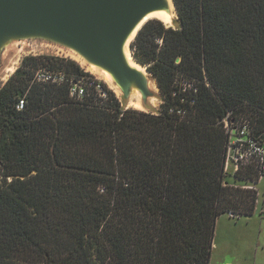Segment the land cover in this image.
Masks as SVG:
<instances>
[{"label": "trees", "instance_id": "trees-1", "mask_svg": "<svg viewBox=\"0 0 264 264\" xmlns=\"http://www.w3.org/2000/svg\"><path fill=\"white\" fill-rule=\"evenodd\" d=\"M175 3L179 27L149 20L131 44L162 91L159 113L123 109L109 88L101 105L91 85L78 101L67 83H35L32 56L0 89V166L12 176L0 264H210L218 217L255 211L257 194L224 172L222 120L247 116L264 136V0ZM61 61L49 67L89 76Z\"/></svg>", "mask_w": 264, "mask_h": 264}, {"label": "water", "instance_id": "water-1", "mask_svg": "<svg viewBox=\"0 0 264 264\" xmlns=\"http://www.w3.org/2000/svg\"><path fill=\"white\" fill-rule=\"evenodd\" d=\"M173 2L170 22L149 18L138 32L152 19H159L169 24L168 27H179V13ZM163 4V0H0V50L4 48L5 53L13 44L21 51L24 48L55 51L74 56L85 70H92L89 68L92 59L99 61L114 71L116 77L110 86L121 98L123 109L130 108L131 101L139 99L142 107L138 110L156 114L163 100L158 82L134 53L147 68V74L142 75L126 64L122 45L140 19ZM6 34L13 36L1 42ZM7 65L0 68V80H6L17 68L13 56ZM92 72L101 73L100 70ZM130 79L136 87L131 86Z\"/></svg>", "mask_w": 264, "mask_h": 264}, {"label": "built area", "instance_id": "built-area-1", "mask_svg": "<svg viewBox=\"0 0 264 264\" xmlns=\"http://www.w3.org/2000/svg\"><path fill=\"white\" fill-rule=\"evenodd\" d=\"M84 71L89 73V76L84 75L75 78L74 76H68L64 71L38 68L34 72L33 82L53 83L57 85L67 83L69 84L71 97L78 101L84 100L89 95L88 86L91 85L98 96L96 97L97 101L101 105L106 104L110 98V86L96 74L87 70ZM176 84L183 90H187L194 86V80L180 78L176 80ZM16 107L18 110L25 108V97H20ZM180 114L183 116L181 111ZM231 115L232 111L222 120L229 138L226 148L224 172L229 174L233 180L236 179L246 183L240 187L252 190L257 189L256 185L264 181V136L263 138H259L255 135L254 126L249 117L239 116L231 118ZM250 167H252L256 174L255 178L236 177V175L244 176L243 173L248 171ZM11 179L10 176H5L0 166V189L8 183L7 180L11 182ZM232 185L239 187L237 186V181Z\"/></svg>", "mask_w": 264, "mask_h": 264}, {"label": "rangeland", "instance_id": "rangeland-1", "mask_svg": "<svg viewBox=\"0 0 264 264\" xmlns=\"http://www.w3.org/2000/svg\"><path fill=\"white\" fill-rule=\"evenodd\" d=\"M166 25L168 26L169 24H166ZM2 41L4 42L6 40H3V38H2L1 42ZM7 49L8 50L5 51V53H4V50H5L4 48L0 50V68H4L5 66H8L7 64H9V59L11 58V56H13L14 62H17V68L15 69L14 72H16V70L21 66L23 59L27 56H32L33 58H35L34 60H30L32 67H35V66H37L35 64H38V66H37L38 68H47V69H51V70H55V71H63L61 69H64V67H66L65 65H63L61 59H64V61L66 59H73V60L77 61V59H75L74 56L61 55L55 51L42 52L40 50L34 51V50L25 49V48H24V50L21 51V49H18V47L15 48V45H13V44L10 47H8ZM47 56H50L51 58H48ZM77 62L81 66V63L79 61H77ZM51 63H54L56 66H58L61 69L50 68L51 66L49 64H51ZM144 65L148 66V63L144 64ZM87 71L92 72V70H89V69H87ZM14 72L12 71V73H10L9 77L6 76L7 79L4 80L5 82L3 80H0V89L11 78V76H13ZM92 73H94V72H92ZM94 74L99 76L102 80L106 81L109 86L111 85L110 82H108L100 74H98V73H94ZM180 75L182 77H184V74L180 73ZM130 108L138 109L135 106H131ZM10 177L12 178V176H10ZM229 178H231V177H229ZM7 182L10 183L9 180H7ZM232 184H233V182H232ZM243 184H246V183L243 181H237V186H239V187H235L233 185L232 186L234 188H243V187H240ZM256 188L257 189H253V190L251 189V190L257 194V198H258L259 197L258 192L261 191V193H262L264 191V181L259 182L256 185ZM244 190H247V189L244 188ZM257 203L258 202L256 200V205H257ZM217 221H216V232H215L214 246H213V252H212V257H211V264L222 263L220 259L223 258L224 256H226V259H231L235 262L239 261L241 264H259L258 261H255V257L258 256L259 261H263V263H264L263 243L259 242L257 230L255 228H253L252 223L248 224L245 221H243V223H239L238 225H236V226L233 225V227H231L230 225H228L226 223V221L224 219L217 220ZM238 222H240V221H238ZM231 224H233V223H231ZM249 230H253L254 234H256V235H254L253 237H251L252 235H246V232H248ZM234 236H236L237 241L234 240ZM226 237H232L234 242H233V246H231L227 252H223L222 241ZM250 237H251V239H249ZM252 242L255 243L256 248H255V246H249ZM216 244L218 247L216 246ZM234 259H236V260H234Z\"/></svg>", "mask_w": 264, "mask_h": 264}, {"label": "bare ground", "instance_id": "bare-ground-1", "mask_svg": "<svg viewBox=\"0 0 264 264\" xmlns=\"http://www.w3.org/2000/svg\"><path fill=\"white\" fill-rule=\"evenodd\" d=\"M163 2L164 4L162 6L148 11L145 14V16L140 19V21L127 34V36L124 39L123 45H122V54H123L126 64L129 67L138 70L142 75L147 74V70H146L147 68L133 56V52L130 48V44H131V41L134 40V37H136L135 35L137 34L138 29L142 26V24H144V22L147 19L159 18L166 23L171 21L173 14H174V2L173 0H163ZM10 36H13V34L4 35L3 40H8ZM89 68L92 69V71L100 70L101 73L99 74L103 76V78H105L108 82H110L114 76L116 77L114 71L110 67L106 66L105 64L99 61L92 59ZM130 84L132 87H136V84L133 79H130ZM135 94L136 96H138V93H135ZM131 104L132 106H135L137 108L142 107L139 99L132 100Z\"/></svg>", "mask_w": 264, "mask_h": 264}, {"label": "crops", "instance_id": "crops-1", "mask_svg": "<svg viewBox=\"0 0 264 264\" xmlns=\"http://www.w3.org/2000/svg\"><path fill=\"white\" fill-rule=\"evenodd\" d=\"M258 193H259V197L257 198L258 203L256 205L255 211L252 214H250V215H238L237 216V215H231L230 213H224V214L220 215L217 220L224 219L226 221V223L228 225H230L231 227H233V225L236 226L239 223H243V221H245L248 224L252 223L253 228H255L257 230L258 240H259V242L263 243V248H264V191L262 193H261V191H259ZM238 221H240V222H238ZM230 222L233 224H231ZM215 232H216V230H215ZM246 235H252L251 237H253L256 234H254L253 230H249L248 232H246ZM251 237L249 239H251ZM234 240L237 241L236 236H234ZM234 240L232 237H226L222 241L223 252H227L228 249L231 246H233ZM213 246H214V243H213ZM216 246H217V244H216ZM249 246H255V248H256V245L254 242H252ZM212 252H213V250H212ZM220 260L222 262L220 264H241L239 261L235 262L231 259H226V256H224ZM234 260H236V259H234ZM255 261H258L259 264H264L263 261H259L258 256L255 257ZM210 264H211V261H210Z\"/></svg>", "mask_w": 264, "mask_h": 264}, {"label": "clouds", "instance_id": "clouds-1", "mask_svg": "<svg viewBox=\"0 0 264 264\" xmlns=\"http://www.w3.org/2000/svg\"><path fill=\"white\" fill-rule=\"evenodd\" d=\"M85 70V69H84ZM111 88V87H110ZM112 89V88H111ZM120 98V97H119ZM121 100V99H120Z\"/></svg>", "mask_w": 264, "mask_h": 264}]
</instances>
